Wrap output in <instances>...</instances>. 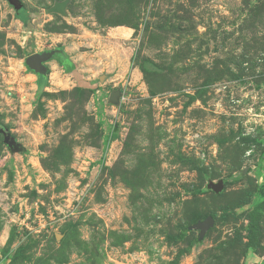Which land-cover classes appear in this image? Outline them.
I'll return each instance as SVG.
<instances>
[{"label":"rangeland","instance_id":"374dc122","mask_svg":"<svg viewBox=\"0 0 264 264\" xmlns=\"http://www.w3.org/2000/svg\"><path fill=\"white\" fill-rule=\"evenodd\" d=\"M20 2L27 25L0 0V264H264V0Z\"/></svg>","mask_w":264,"mask_h":264},{"label":"water","instance_id":"95a60500","mask_svg":"<svg viewBox=\"0 0 264 264\" xmlns=\"http://www.w3.org/2000/svg\"><path fill=\"white\" fill-rule=\"evenodd\" d=\"M6 1L8 4H10L13 7V9L16 12H18L22 8V3L20 2V0H6ZM65 4L66 3L64 1L55 2L52 6H50L49 8H46L44 12L47 14L49 13L64 14ZM52 54H53L52 50H45L41 53H32L26 56L25 63L31 70H33L37 74L42 75L46 71L43 63L46 60H48ZM114 94H117V92H112L110 95V99L114 98ZM0 134L3 136V140L7 144V146L9 148H12L14 145V139L10 135V132L8 131V129L1 123H0ZM218 188H220V183L216 184V186L214 187V189L216 190ZM211 222H212V218L210 217L206 218L201 224L202 230H205Z\"/></svg>","mask_w":264,"mask_h":264},{"label":"trees","instance_id":"16d2710c","mask_svg":"<svg viewBox=\"0 0 264 264\" xmlns=\"http://www.w3.org/2000/svg\"><path fill=\"white\" fill-rule=\"evenodd\" d=\"M16 18H18L19 20H21L24 23V25H27L28 22H29L28 21L29 17L26 18L25 15L24 14H20L19 11H18V15L16 16ZM251 225L253 226V229H255L256 224H254V222H251Z\"/></svg>","mask_w":264,"mask_h":264},{"label":"flooded vegetation","instance_id":"af4514ba","mask_svg":"<svg viewBox=\"0 0 264 264\" xmlns=\"http://www.w3.org/2000/svg\"><path fill=\"white\" fill-rule=\"evenodd\" d=\"M56 53H57V52H56V51H54L52 55L54 56V54H56ZM52 55H51V56H52Z\"/></svg>","mask_w":264,"mask_h":264},{"label":"crops","instance_id":"0c3cea01","mask_svg":"<svg viewBox=\"0 0 264 264\" xmlns=\"http://www.w3.org/2000/svg\"><path fill=\"white\" fill-rule=\"evenodd\" d=\"M37 76H39V77H40L41 75H40V74H37Z\"/></svg>","mask_w":264,"mask_h":264}]
</instances>
